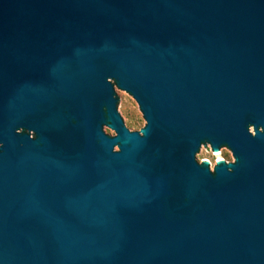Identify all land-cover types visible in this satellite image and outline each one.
<instances>
[{"label":"water","instance_id":"95a60500","mask_svg":"<svg viewBox=\"0 0 264 264\" xmlns=\"http://www.w3.org/2000/svg\"><path fill=\"white\" fill-rule=\"evenodd\" d=\"M0 264H264V0H0Z\"/></svg>","mask_w":264,"mask_h":264},{"label":"rangeland","instance_id":"374dc122","mask_svg":"<svg viewBox=\"0 0 264 264\" xmlns=\"http://www.w3.org/2000/svg\"><path fill=\"white\" fill-rule=\"evenodd\" d=\"M111 83L113 84V95L119 102L120 110L127 123V128L131 131L141 132L145 125V120L140 108L138 107V104L128 92L120 89L114 80H111ZM102 129L111 136L115 134L108 123L103 124ZM218 150L219 153L214 155L215 151L211 152L208 148V144L203 143L199 150L195 153V156L197 158H202V162L206 161L207 163H211V166L217 162L216 160L218 157L221 158L222 162L225 160H235L230 150L226 146L222 145L218 148Z\"/></svg>","mask_w":264,"mask_h":264},{"label":"bare ground","instance_id":"6f19581e","mask_svg":"<svg viewBox=\"0 0 264 264\" xmlns=\"http://www.w3.org/2000/svg\"><path fill=\"white\" fill-rule=\"evenodd\" d=\"M211 152H212V150H211ZM214 153H215L214 155L218 154L217 152H214ZM216 161H217L216 163H220L221 162V158L218 157V159Z\"/></svg>","mask_w":264,"mask_h":264},{"label":"built area","instance_id":"2783aa9c","mask_svg":"<svg viewBox=\"0 0 264 264\" xmlns=\"http://www.w3.org/2000/svg\"><path fill=\"white\" fill-rule=\"evenodd\" d=\"M208 148H209V150L211 151L209 144H208Z\"/></svg>","mask_w":264,"mask_h":264}]
</instances>
